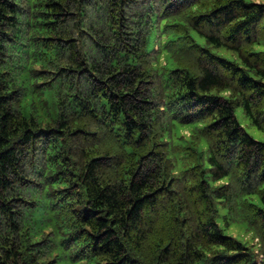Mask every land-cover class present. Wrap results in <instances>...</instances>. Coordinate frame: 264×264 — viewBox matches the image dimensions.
Returning <instances> with one entry per match:
<instances>
[{
	"label": "trees",
	"instance_id": "1",
	"mask_svg": "<svg viewBox=\"0 0 264 264\" xmlns=\"http://www.w3.org/2000/svg\"><path fill=\"white\" fill-rule=\"evenodd\" d=\"M261 46L264 0H0V264H264Z\"/></svg>",
	"mask_w": 264,
	"mask_h": 264
},
{
	"label": "rangeland",
	"instance_id": "2",
	"mask_svg": "<svg viewBox=\"0 0 264 264\" xmlns=\"http://www.w3.org/2000/svg\"><path fill=\"white\" fill-rule=\"evenodd\" d=\"M136 3L141 4L143 1L147 0H135ZM258 2V0H256ZM133 5H136L135 2ZM132 5V6H133ZM261 50H264V47H260ZM224 55L227 54L226 51L223 52ZM235 115L241 126L246 130V132L254 139L264 142V133L259 131L256 127L252 126L250 121L243 115V112L241 109H237L235 111ZM240 232L236 231L235 229L231 232L233 236H236L239 240L246 242L251 239V235H248L245 232V226L243 224L239 225Z\"/></svg>",
	"mask_w": 264,
	"mask_h": 264
}]
</instances>
